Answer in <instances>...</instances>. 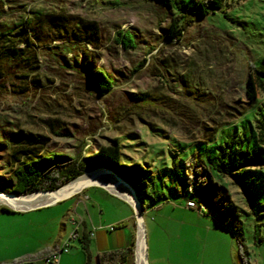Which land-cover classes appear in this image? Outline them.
<instances>
[{"label":"rangeland","instance_id":"374dc122","mask_svg":"<svg viewBox=\"0 0 264 264\" xmlns=\"http://www.w3.org/2000/svg\"><path fill=\"white\" fill-rule=\"evenodd\" d=\"M171 19L170 9L148 0H0V50L2 41L18 42L10 44L17 50L12 57H0V184L13 183L11 133L43 136V154L78 162L117 138L123 163H148L156 176L163 173L158 189L167 199H146L143 214L149 264H264V194H256L251 213L236 179L209 181L197 153L198 145L209 147L236 125L243 130L248 113L252 120L264 113V84L256 104L246 94L253 66L264 60V0H225L222 10L186 25L177 38L167 37ZM118 31L130 33L134 47L118 43ZM95 69L113 83L103 95L86 77ZM174 163L224 190L243 230L222 226L208 214L224 221L225 213L208 204L203 215L185 207L187 198L172 195L177 185L162 169ZM94 190L26 212L0 206V262L63 246L72 221H80L78 201L90 202L86 194L101 204V211H90L96 224L104 227L123 214L122 206ZM132 222V229L107 234L132 230L135 264ZM100 253L93 241L91 264ZM87 258L77 239L63 264H87Z\"/></svg>","mask_w":264,"mask_h":264},{"label":"trees","instance_id":"16d2710c","mask_svg":"<svg viewBox=\"0 0 264 264\" xmlns=\"http://www.w3.org/2000/svg\"><path fill=\"white\" fill-rule=\"evenodd\" d=\"M155 1L159 5L170 9L172 19L167 30L168 38L181 36L182 29L201 18L222 10L225 0H148ZM116 41L124 47H134V40L130 33L116 32ZM5 43V44H3ZM18 42L2 41L0 57H12L17 50L14 48ZM10 44H14L13 46ZM91 86L103 95L109 92L113 83L110 77L101 69L91 70L86 73ZM264 84V60L257 66H253L252 73L247 83L246 94L253 104L258 101L259 89ZM256 115L254 120L249 113L240 122L243 130L238 129L234 133L221 136L219 140L212 141L209 147L197 146V153L202 161L206 163L208 180L213 176L222 178L230 176L236 179V185L244 191V195L254 213V198L257 193L264 194V113ZM249 126V127H248ZM249 128V129H248ZM230 130V129H229ZM12 135V133H11ZM10 141L15 146L11 152L10 163L12 169L13 183L9 188L0 184V191L15 195H28L35 192L55 191L70 181L90 172L95 168H105L127 181L135 190L136 195L143 206V214L147 211L146 199L153 203H161L166 200V195L159 191L157 177L162 180V174L157 176L150 164L145 163H123V152L119 139L112 140L109 145L100 146L95 153L78 162L74 158L63 155L42 153L45 144L44 137L31 132L13 133ZM163 172L172 173V183L176 184L170 188L172 195L187 198L199 205L206 207V204L215 208L218 213H225V220L219 221L216 216L206 212L225 228L240 230L242 227L241 215L231 204L227 206L228 198L225 191L216 185L198 181V173L193 177L187 176L183 165L174 163L171 167L162 169ZM2 182V181H1ZM163 183V182H162ZM262 188V190H261ZM9 212L6 207L1 208ZM245 215H251L245 212ZM230 216L233 222L229 221ZM116 229V227H115ZM243 230V229H242ZM82 248L87 253V264H91V239L90 235L83 233L79 238ZM133 244L125 250L104 252L97 255V264H133Z\"/></svg>","mask_w":264,"mask_h":264},{"label":"crops","instance_id":"0c3cea01","mask_svg":"<svg viewBox=\"0 0 264 264\" xmlns=\"http://www.w3.org/2000/svg\"><path fill=\"white\" fill-rule=\"evenodd\" d=\"M92 188H95L96 190H94V193L97 194V196H102L105 197L106 199H109V201H114L116 203H118L120 206L123 207L124 212H122V215H119L117 218H115L114 220L110 221L108 224L101 226L100 224H96L95 220L93 218V216L90 214V211L92 208H97L102 209L101 204L98 203L97 199H92L90 196L88 197V195L86 194L85 196L87 197L86 199H88L87 204L83 201V199L78 201L79 207L77 209H75L74 214H76V216L80 217V221L78 222L79 224V232H80V236H82V234L85 232L87 234L90 235V239H91V244L94 241L95 245H97V249L99 250V252H110V251H119V250H125L128 247L131 246V242H133V233L131 230V233L129 231H123L120 232L119 234H115V236H108V231L107 229H105L106 226L108 225H113V224H117L118 226L116 227L118 228H124V227H129L130 229H132L131 225H132V221L135 219L134 216V211L133 208L131 207V205L126 202V200L122 199L121 197L111 193L110 191L103 189L101 187L98 186H93ZM83 205V206H82ZM82 206V208H81ZM80 209V212L78 211ZM87 220H90L91 226L88 225ZM100 225V226H99ZM105 229V230H103ZM111 232V231H109ZM106 233V234H105ZM61 247L60 244L55 245L53 248H48L45 251H43V253H38L37 255H31V253H24L22 255H18L16 257H14L15 259H29V258H36V257H40L43 256L57 248ZM64 255V254H63ZM63 255L61 257L60 260V264L64 263L63 260ZM17 261V260H16ZM15 262V261H14ZM0 264H4L3 262H0ZM9 264V263H8ZM11 264V263H10Z\"/></svg>","mask_w":264,"mask_h":264},{"label":"bare ground","instance_id":"6f19581e","mask_svg":"<svg viewBox=\"0 0 264 264\" xmlns=\"http://www.w3.org/2000/svg\"><path fill=\"white\" fill-rule=\"evenodd\" d=\"M93 176V178H91ZM104 184L111 192L118 194L122 199H131L127 190H125L112 175L99 170L94 175H85L72 180L69 184L62 187L55 194L38 193L27 198H6L0 196V206L15 208L20 210H28L48 204H53L61 198L80 190L87 182ZM99 187V186H98ZM104 189V188H103ZM127 202V201H126ZM135 243V264H145L143 256V237L141 231L137 232Z\"/></svg>","mask_w":264,"mask_h":264},{"label":"water","instance_id":"95a60500","mask_svg":"<svg viewBox=\"0 0 264 264\" xmlns=\"http://www.w3.org/2000/svg\"><path fill=\"white\" fill-rule=\"evenodd\" d=\"M99 170H103L104 172L112 175L114 177V179L125 189L129 192L130 196H131V199H124L126 200L130 205L131 207L133 208V211H134V216H135V219H136V223H137V232L140 230L141 231V234H142V237H143V256H144V260H145V264H149V261H148V244H147V235H146V228H145V223H144V217H143V206L141 204V202L139 201L137 195H136V192L134 190V188L125 180H123L122 178H120L119 176H117L115 173L105 169V168H102V167H98V168H95L93 169L92 171L90 172H86L85 175H94L95 173H97ZM83 176V175H82ZM81 177V176H80ZM79 178V177H78ZM91 178H93V176H91ZM77 179V178H76ZM75 180V179H74ZM71 182V181H70ZM69 182V183H70ZM67 183V184H69ZM66 184V185H67ZM65 186V185H64ZM62 186V187H64ZM93 186H99L101 188H104L108 191H110L104 184H100V183H94V182H87L80 190L70 194V195H67L65 196L64 198H61L60 200L56 201L54 204L64 200V199H67V198H70L72 196H75L76 194L80 193L81 191H83L84 189L86 188H89V187H93ZM61 187V188H62ZM61 188H59L58 190H55V191H42V192H35V193H32V194H28V195H15V194H10V193H4V192H1L0 191V196H3V197H6V198H27L29 196H32V195H36L38 193H46V194H55L56 192H58ZM111 192V191H110ZM113 193V192H111ZM115 195L118 196V194L116 193H113ZM120 197V196H119ZM53 204H48V205H44V206H40V207H35V208H31V209H28V210H20V209H15V208H8L6 207L9 212H26V211H30V210H34V209H38V208H41V207H46V206H52Z\"/></svg>","mask_w":264,"mask_h":264},{"label":"built area","instance_id":"2783aa9c","mask_svg":"<svg viewBox=\"0 0 264 264\" xmlns=\"http://www.w3.org/2000/svg\"><path fill=\"white\" fill-rule=\"evenodd\" d=\"M185 207L191 210H197L200 214H205L206 212V207L203 205H199L194 201H186ZM72 224L75 226L73 232L66 238L63 246L43 255L40 257L36 258H29V259H20L12 264H60V260L63 254L69 253L70 248H71V242L74 240L79 239L80 232H79V224L76 220L72 221ZM106 229L110 231L115 230V226L111 225L107 227Z\"/></svg>","mask_w":264,"mask_h":264}]
</instances>
